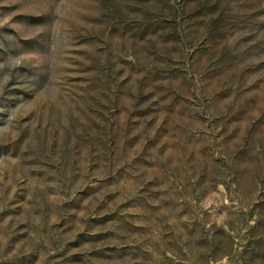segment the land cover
<instances>
[{
	"label": "rangeland",
	"instance_id": "obj_1",
	"mask_svg": "<svg viewBox=\"0 0 264 264\" xmlns=\"http://www.w3.org/2000/svg\"><path fill=\"white\" fill-rule=\"evenodd\" d=\"M0 264H264V0H0Z\"/></svg>",
	"mask_w": 264,
	"mask_h": 264
}]
</instances>
